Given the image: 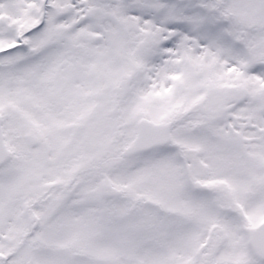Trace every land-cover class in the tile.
<instances>
[{
    "label": "snow or ice",
    "instance_id": "1",
    "mask_svg": "<svg viewBox=\"0 0 264 264\" xmlns=\"http://www.w3.org/2000/svg\"><path fill=\"white\" fill-rule=\"evenodd\" d=\"M0 264H264V0H0Z\"/></svg>",
    "mask_w": 264,
    "mask_h": 264
}]
</instances>
